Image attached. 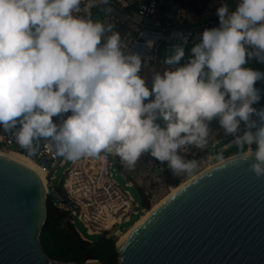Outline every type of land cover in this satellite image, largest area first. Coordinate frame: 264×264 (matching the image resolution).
<instances>
[{
    "label": "clouds",
    "instance_id": "obj_1",
    "mask_svg": "<svg viewBox=\"0 0 264 264\" xmlns=\"http://www.w3.org/2000/svg\"><path fill=\"white\" fill-rule=\"evenodd\" d=\"M110 3L0 0V129L29 155L44 141L67 161L110 153L131 169L148 154L180 175L198 164L178 150L203 149L215 118L233 136L218 158L237 149L221 166L252 157L249 170L264 177V107H252L261 98L254 83L264 72L241 67L246 57L264 63V0H238L235 10L222 0L218 26L193 39L182 66L187 35L170 33L179 42L165 50L161 64L169 67L162 74L151 70L150 89L138 75L142 55L114 24L91 18L98 5L111 15ZM241 122L244 131L237 134Z\"/></svg>",
    "mask_w": 264,
    "mask_h": 264
},
{
    "label": "water",
    "instance_id": "obj_2",
    "mask_svg": "<svg viewBox=\"0 0 264 264\" xmlns=\"http://www.w3.org/2000/svg\"><path fill=\"white\" fill-rule=\"evenodd\" d=\"M229 2L235 9L238 0ZM252 162L216 165L172 193L115 244L119 264H264V177L249 170ZM46 198L33 172L0 156V264H77L42 251ZM51 198L67 202L58 186Z\"/></svg>",
    "mask_w": 264,
    "mask_h": 264
},
{
    "label": "built area",
    "instance_id": "obj_3",
    "mask_svg": "<svg viewBox=\"0 0 264 264\" xmlns=\"http://www.w3.org/2000/svg\"><path fill=\"white\" fill-rule=\"evenodd\" d=\"M221 2L222 0H111V15L103 13V5L93 7L91 13H99L101 21L114 24L115 30L130 45V50L142 55V67L138 75L144 78L146 86L151 87V70L155 69L162 74L163 69L169 67L161 64V50L179 42L177 39H170V33L187 35L186 44H191L203 30L218 26L215 10ZM223 2L227 3L230 10H235L229 0ZM188 3L195 5L199 12L190 10ZM74 14L84 15V12ZM147 40L154 41L151 49L145 47ZM159 53L160 58L157 59ZM145 57H151L147 64H144ZM257 64L264 72V63ZM69 114L65 113L64 116ZM52 119L57 122L56 117ZM0 149L20 152L36 162L45 172L46 197L51 198L56 168L64 167L65 159L50 152L44 141H40V148L35 155H29L15 143L12 134L3 129H0ZM149 156L147 160L151 165L153 163ZM113 166L119 168L126 165L110 153L70 161L64 167L58 186L67 202L62 204L51 198L53 205L68 214L72 224H82L86 235L107 234L110 229L120 226L121 222H127L131 215L143 212L142 205L127 190L133 187V183L126 178V188H122L114 178ZM121 175L126 177L122 173ZM110 222L112 224L109 225ZM79 235L88 240L81 233Z\"/></svg>",
    "mask_w": 264,
    "mask_h": 264
},
{
    "label": "rangeland",
    "instance_id": "obj_4",
    "mask_svg": "<svg viewBox=\"0 0 264 264\" xmlns=\"http://www.w3.org/2000/svg\"><path fill=\"white\" fill-rule=\"evenodd\" d=\"M192 44H186L184 45V52L188 51L191 48ZM162 52V60L166 55L165 49L161 50ZM189 57V56H188ZM187 56H185L179 64H183L186 62ZM161 60V61H162ZM244 67L251 68L253 70H259L261 71L260 67L255 62L254 58L248 59L246 57V65ZM262 72V71H261ZM264 80L256 81L254 83V87H257L259 84L263 83ZM151 87H149L150 89ZM255 119L254 117H252ZM241 125L243 127L244 131V123L241 122ZM209 128L210 133L208 137V144L203 149H197L193 146H184L181 149L178 150V153L180 156L190 155V158L188 160H195L198 164V167L193 170L191 174H180L177 175L180 182L185 181L189 179L190 177L194 176L196 173L200 172L203 168L207 167L209 164L217 161L218 154L221 152L222 145L228 143L230 140L233 139V136L231 134L225 135L223 133V130L220 128L217 120L214 118L212 121L209 122ZM253 149L255 148V144L252 145ZM3 150V149H2ZM237 149L234 148H228L227 150H224L222 152V156H228L236 153ZM148 154H143L140 159L136 162L135 166L131 169H129L127 166L119 167L113 166V173L114 178L118 182V184L122 188L125 187V181L126 178L129 179L133 183V187L127 188L131 196L134 198L136 202H140V198L142 199V194L144 198L148 201L149 208L151 205L162 199L167 193L168 189L172 186H168L165 183L162 182V178L160 177L161 169L160 168H154L153 164L149 165L147 160ZM184 159V157H182ZM70 161L65 160V166L69 164ZM64 166V167H65ZM64 167L56 168L55 172V178L53 180L54 186H59L60 181L62 179V172L64 170ZM125 175L126 177H123L121 175ZM139 189V190H138ZM141 190V192H140ZM139 192V194H138ZM140 195V197H139ZM148 208V209H149ZM147 210L146 208H143V212ZM143 212H138L137 215H131L130 219L127 222H121L120 226L117 228L110 229L107 232V236L114 237L115 241L117 237L125 231L140 215L143 214ZM135 219V220H134ZM76 229L79 233L83 235L84 238H86L85 230L81 223L76 222Z\"/></svg>",
    "mask_w": 264,
    "mask_h": 264
},
{
    "label": "trees",
    "instance_id": "obj_5",
    "mask_svg": "<svg viewBox=\"0 0 264 264\" xmlns=\"http://www.w3.org/2000/svg\"><path fill=\"white\" fill-rule=\"evenodd\" d=\"M187 6L190 10L199 12L195 5L188 3ZM256 88L261 90V98L256 102V105L258 108H262L264 107V82ZM149 157L154 168L161 169L160 177L163 183L174 187L182 182H180L177 175L172 174L166 163H161L151 156ZM181 157L188 160L190 155ZM141 194L142 208L148 209V201L144 198L143 193ZM45 206L46 216L40 229L39 242L44 255L48 259L59 262H75L77 264H84L87 260H97L101 264H119L114 237L107 236L104 232L99 235L85 234L84 236L88 240H84L77 232L76 225L69 221L68 214L53 205L50 197L46 198Z\"/></svg>",
    "mask_w": 264,
    "mask_h": 264
},
{
    "label": "bare ground",
    "instance_id": "obj_6",
    "mask_svg": "<svg viewBox=\"0 0 264 264\" xmlns=\"http://www.w3.org/2000/svg\"><path fill=\"white\" fill-rule=\"evenodd\" d=\"M233 155V154H232ZM232 155L228 156H221L217 161L209 164L207 167L203 168L200 172L196 173L194 176L190 177L189 179L181 182L180 184L170 187L168 190V193L159 201L151 205V207L143 212L142 215H140L125 231L120 233V235L117 237L115 244L116 246H119L121 243H123L128 235L131 233V231L138 226L140 223H142L146 217L150 214L152 210L157 208L161 203H163L172 193L176 192L178 189H180L184 184H186L191 179L195 178L196 176L200 175L201 173H204L205 171L209 170L210 168L221 164L224 160H230ZM0 156L7 158L25 168L33 172L41 181V183L45 184V172L44 170L36 163L34 162L30 157L24 156L22 153L17 151H9V150H2L0 149ZM112 224V222L109 223V225Z\"/></svg>",
    "mask_w": 264,
    "mask_h": 264
},
{
    "label": "crops",
    "instance_id": "obj_7",
    "mask_svg": "<svg viewBox=\"0 0 264 264\" xmlns=\"http://www.w3.org/2000/svg\"><path fill=\"white\" fill-rule=\"evenodd\" d=\"M192 44V43H191ZM186 45V44H185ZM191 55V53H190V51L188 50V51H185V56H190ZM254 58V57H253ZM255 60V59H254ZM255 62H256V60H255ZM257 63V62H256ZM184 64V63H183ZM183 64H178V65H183ZM246 65V63L244 64V65H242L241 67H244ZM258 65V64H257ZM259 66V65H258ZM148 87V86H147ZM252 107L253 108H255V109H257V110H259L260 108H258L257 107V105H256V103H254L253 105H252ZM254 117V116H253ZM255 118V117H254ZM243 132V127H242V125H241V123H240V125H239V131H238V133L237 134H241ZM232 148H234V147H231V149ZM139 194V193H138ZM139 197H140V195H139ZM140 200H142L141 198H140Z\"/></svg>",
    "mask_w": 264,
    "mask_h": 264
}]
</instances>
